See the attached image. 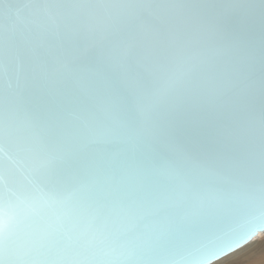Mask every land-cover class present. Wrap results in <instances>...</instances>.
Segmentation results:
<instances>
[{
    "label": "water",
    "instance_id": "water-1",
    "mask_svg": "<svg viewBox=\"0 0 264 264\" xmlns=\"http://www.w3.org/2000/svg\"><path fill=\"white\" fill-rule=\"evenodd\" d=\"M264 231V0H0V264H211Z\"/></svg>",
    "mask_w": 264,
    "mask_h": 264
},
{
    "label": "bare ground",
    "instance_id": "bare-ground-1",
    "mask_svg": "<svg viewBox=\"0 0 264 264\" xmlns=\"http://www.w3.org/2000/svg\"><path fill=\"white\" fill-rule=\"evenodd\" d=\"M237 250L212 262L211 264H245L247 261L256 260L260 257L259 243L249 244L247 247L242 246L239 248V251Z\"/></svg>",
    "mask_w": 264,
    "mask_h": 264
},
{
    "label": "clouds",
    "instance_id": "clouds-1",
    "mask_svg": "<svg viewBox=\"0 0 264 264\" xmlns=\"http://www.w3.org/2000/svg\"><path fill=\"white\" fill-rule=\"evenodd\" d=\"M260 244V257L259 259L247 261L245 264H264V231H257L248 241V244L243 245V247H247L249 244ZM239 251V249L237 250Z\"/></svg>",
    "mask_w": 264,
    "mask_h": 264
}]
</instances>
